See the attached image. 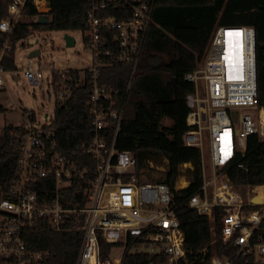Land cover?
<instances>
[{
  "label": "built area",
  "instance_id": "2783aa9c",
  "mask_svg": "<svg viewBox=\"0 0 264 264\" xmlns=\"http://www.w3.org/2000/svg\"><path fill=\"white\" fill-rule=\"evenodd\" d=\"M89 1L86 28L77 31L90 60L78 69L76 84L88 87L92 136L81 146L82 155L77 159L59 150L53 128L56 108L72 96L69 69L53 67L52 63L44 74L40 62L33 67V58L15 71H5L0 63V92L6 91L3 77L10 72L16 84L21 76L43 96L53 97L54 103L49 120L45 113L44 120L38 121L32 112L18 125L23 134L16 139V169L7 185L0 184V264H49L48 252L34 251L27 242L28 233L42 224L53 232L78 235L73 264H122L126 255L139 254L149 256L147 264H182L188 262V254L198 264H233L216 255L217 239L231 243L237 255L251 254L255 264H264V239L257 234L264 220V184L241 186L232 177L233 168L246 169L238 161L244 156L247 138L255 136L264 141V104L257 96L253 28V39L245 48L241 46L240 58L231 55L232 69L222 40L226 30L236 37L242 34L238 33L242 27H215L200 65L184 76L193 85V92L184 97L189 109L185 121L190 129L184 133L183 142L198 148L201 158L203 150L207 151V161L201 165V184L185 205L206 218L212 234L207 247L192 252L184 247V233L168 186L143 174L145 168H137L133 152L115 147L124 105L117 89L99 82L100 70L116 63L130 65L133 75L152 23L155 0ZM27 5L34 7L35 15L23 13ZM48 12L46 0H10L0 19V61L12 47L14 53L17 41H28L35 30L32 23L41 15L48 18ZM21 18L30 20L28 35L13 45L10 36L18 23H24ZM26 45H38V41ZM43 85L46 90L41 91ZM7 108L29 112L14 101H8ZM4 110L0 104V111ZM152 163L148 161V170ZM162 170L164 175L166 170ZM176 182L174 190L183 189ZM248 191L254 195L260 191L263 201L248 199ZM99 239L110 245L103 258ZM117 248L120 251L115 253Z\"/></svg>",
  "mask_w": 264,
  "mask_h": 264
},
{
  "label": "trees",
  "instance_id": "16d2710c",
  "mask_svg": "<svg viewBox=\"0 0 264 264\" xmlns=\"http://www.w3.org/2000/svg\"><path fill=\"white\" fill-rule=\"evenodd\" d=\"M49 9L47 25L32 23L35 30H70L86 28L85 13L90 8L89 0H46ZM10 0H0V19L6 14ZM25 15H35L34 7L27 5ZM152 23L147 28L141 48V57L133 75L131 66L116 63L102 68L99 82L113 86L119 92L124 105V114L115 140V147L134 153L137 168L147 169L148 161L165 159L166 172L161 179L168 188L176 214L184 233V247L188 251H199L212 240L209 224L204 216L186 208L185 200L201 184V155L196 147L183 142L189 111L185 94L193 92V85L184 80L188 72L196 69L203 59L215 27H250L254 30L256 89L259 103L264 104V0H155L151 14ZM27 23H18L10 36L14 43L28 35ZM2 40L0 39V49ZM161 56V57H160ZM5 71H15L13 47L0 61ZM72 77V96L63 106L55 110L53 128L58 139L59 150L77 159L81 146L88 144L92 131L87 107L88 87L78 85V69H69ZM55 76V75H54ZM175 85L171 86V80ZM168 119L169 126L161 121ZM23 134L20 126L3 125L0 128V184L7 185L12 179L17 160V136ZM113 137L109 132L108 143ZM156 162V161H154ZM153 162V163H154ZM246 169L233 168L234 182L241 186L264 184V141L255 136L246 140L244 156L239 158ZM89 170L92 162L89 159ZM183 164L190 168L187 187L174 190V183L182 174ZM219 234L218 229H215ZM264 239V220L257 232ZM29 248L48 252L49 264H73L78 250V235L71 232H53L46 224L39 225L28 233ZM219 257L233 264H255L251 254L237 255L231 243L214 244ZM101 257L107 255L110 245L99 239ZM155 259H162L156 256ZM186 263L198 264L187 255ZM147 254L126 255L122 264H147Z\"/></svg>",
  "mask_w": 264,
  "mask_h": 264
},
{
  "label": "rangeland",
  "instance_id": "374dc122",
  "mask_svg": "<svg viewBox=\"0 0 264 264\" xmlns=\"http://www.w3.org/2000/svg\"><path fill=\"white\" fill-rule=\"evenodd\" d=\"M24 23H30L28 18H21ZM71 35L75 39L74 47L67 48L65 46L64 35ZM38 41V45L29 46L26 45L27 42ZM40 50L37 57L32 59L33 67L37 68L40 62V69L46 74L49 69V65L53 63V67H60L62 69H83L90 60V52L88 49L84 48V44L81 39V35L78 31L70 30H33L32 34L27 39L19 40L14 46V65L18 70L21 65L25 66L29 60V54L36 50ZM161 57V56H160ZM200 63L198 64V66ZM197 66V67H198ZM12 73L7 72L4 74V80L6 84V91L0 92V104L6 109L3 112L0 111V127L3 125L18 126L25 123L27 117L33 112L36 120L43 121L44 115L47 113L48 120L52 115L53 109V97L47 98L40 94L39 90L32 85H29L26 80L21 76L16 84L10 77ZM43 85L42 90H46ZM35 94H37L35 96ZM14 101L18 107L25 106L28 113L22 114L19 109L9 110L7 108V102ZM163 126H169L171 121L168 119H163L161 121ZM156 161V162H154ZM152 163V169H143V174H145L151 180L157 181L161 179L163 175V170H166L165 160L158 158L154 159ZM207 161V151L206 149L202 152L201 163L205 165ZM190 168L189 165L182 166V174L177 179L176 185L180 186L179 183L185 182L183 188L187 187L186 182L189 180L188 176L184 171ZM149 180V179H148ZM183 184V183H182ZM145 251L149 250L148 247L144 248ZM120 248H117L115 253L119 252Z\"/></svg>",
  "mask_w": 264,
  "mask_h": 264
},
{
  "label": "bare ground",
  "instance_id": "6f19581e",
  "mask_svg": "<svg viewBox=\"0 0 264 264\" xmlns=\"http://www.w3.org/2000/svg\"><path fill=\"white\" fill-rule=\"evenodd\" d=\"M244 28V29H243ZM224 32V31H222ZM238 33H242L241 35L239 34L238 36H234V32L231 30H226L224 33V37H223V44L225 45V55H226V60L228 65H230V67L233 69V67L230 64V60L233 59V57L231 55H234L237 58H240V48L241 46H243V48H245V46H247L248 44L251 43L252 39H253V34H252V30L251 28L248 27H242V31H238ZM242 44V45H241ZM223 45V46H224ZM236 47V48H235ZM228 54V56H227ZM228 58H230L228 60ZM183 183V184H182ZM180 186H184L185 182L182 181L181 183H179ZM259 193H257V195L251 194L249 191L247 192V197L248 199H252L254 202H260L263 201V199L261 198V192L258 191Z\"/></svg>",
  "mask_w": 264,
  "mask_h": 264
},
{
  "label": "water",
  "instance_id": "95a60500",
  "mask_svg": "<svg viewBox=\"0 0 264 264\" xmlns=\"http://www.w3.org/2000/svg\"><path fill=\"white\" fill-rule=\"evenodd\" d=\"M37 23L40 24V25H47V23H48V18H47V16H45V15H41V16H39ZM64 40H65V46H66L67 48H70V47H73V46H74V38H73L71 35L65 34V35H64ZM38 54H39V51H38V50H34V51H32V52L29 54V58H34V57H36ZM167 84H168V85H171V86H174V85H175V82H174V80L172 79V80L170 81V83H167Z\"/></svg>",
  "mask_w": 264,
  "mask_h": 264
}]
</instances>
